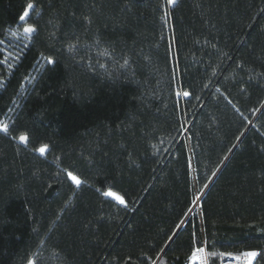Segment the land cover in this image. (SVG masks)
Listing matches in <instances>:
<instances>
[{
  "label": "trees",
  "instance_id": "16d2710c",
  "mask_svg": "<svg viewBox=\"0 0 264 264\" xmlns=\"http://www.w3.org/2000/svg\"><path fill=\"white\" fill-rule=\"evenodd\" d=\"M0 123V264H264V0H0Z\"/></svg>",
  "mask_w": 264,
  "mask_h": 264
},
{
  "label": "snow or ice",
  "instance_id": "6c2138e0",
  "mask_svg": "<svg viewBox=\"0 0 264 264\" xmlns=\"http://www.w3.org/2000/svg\"><path fill=\"white\" fill-rule=\"evenodd\" d=\"M168 3L170 4H175L176 0H168ZM34 8V4L29 2L27 4L26 10L24 11L23 15L20 16V20L21 21H26V18H28L29 16V12ZM24 32L26 34H28L29 38L31 37V34L34 33L36 31L35 27L28 25L26 27H24ZM49 63H53V61L49 60ZM127 63V62H125ZM183 95L187 96L189 95V93L185 92L183 93ZM0 131H3L5 133H7L9 131V126L6 123H0ZM20 141L22 143H24L25 145H27L28 141H29V137L27 135H21L19 137ZM48 150V145H44L42 147H40L39 149H37V151L40 152L41 155L45 154ZM67 176L69 177V179L77 186L79 187L81 185V183H83V181L78 178L76 175H74L72 172H67ZM104 195L106 196H112L114 197L116 200H118L121 204H124V198L122 196H117L115 193H113L111 190L107 191L104 193ZM207 253L205 248L203 247H195L194 250L192 251L189 260L191 261V264H207ZM260 255V253L256 252V251H248V252H244L242 254L243 258L246 261V264H252V261L258 256ZM237 259H240V257H237Z\"/></svg>",
  "mask_w": 264,
  "mask_h": 264
},
{
  "label": "built area",
  "instance_id": "2783aa9c",
  "mask_svg": "<svg viewBox=\"0 0 264 264\" xmlns=\"http://www.w3.org/2000/svg\"><path fill=\"white\" fill-rule=\"evenodd\" d=\"M203 248H205L206 253L208 254L206 247L204 246ZM237 257H240V259H237ZM254 260L252 261V264ZM189 264H191V261ZM207 264H213L209 258V254L207 255ZM217 264H246V261L242 255H238V256L227 255V256H222L218 260Z\"/></svg>",
  "mask_w": 264,
  "mask_h": 264
},
{
  "label": "rangeland",
  "instance_id": "374dc122",
  "mask_svg": "<svg viewBox=\"0 0 264 264\" xmlns=\"http://www.w3.org/2000/svg\"><path fill=\"white\" fill-rule=\"evenodd\" d=\"M110 197H112V196H110ZM114 200H116L114 197H112ZM116 201H118V200H116ZM119 202V201H118Z\"/></svg>",
  "mask_w": 264,
  "mask_h": 264
}]
</instances>
